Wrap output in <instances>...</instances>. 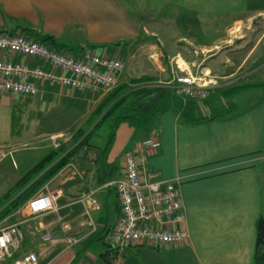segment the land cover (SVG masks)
<instances>
[{
  "label": "crops",
  "instance_id": "obj_1",
  "mask_svg": "<svg viewBox=\"0 0 264 264\" xmlns=\"http://www.w3.org/2000/svg\"><path fill=\"white\" fill-rule=\"evenodd\" d=\"M151 3L153 21L146 23L132 13L125 0H0V31H22L28 36L51 34L63 44L91 46L110 54L106 44L115 45L112 52L124 62L117 85L139 77L169 82L178 72L175 65L180 71L205 73L218 82L210 96L193 103L192 108L196 116L217 114V117L191 124L184 121L181 110L170 109L153 125L161 139L158 151L142 152L141 170L164 178L181 176L178 187L186 213L188 240L183 244L156 246H120L112 242L113 226L121 213L120 202L113 185L99 182L104 173L112 180L120 176L125 168V154L143 149L141 141L151 129L134 141L137 128L122 122L102 159L95 145L74 149L78 142L74 141L76 132L81 126L69 130L66 125L96 119L98 107L109 90L93 92L39 81L36 95L0 91V151L4 153L0 163L9 159L5 162L11 167L6 174L7 182L18 185L51 149L63 146L56 160L39 172H32V178L19 188L18 194L43 178L66 153L71 154L67 163L32 193L54 192L57 210L24 220L15 211L28 197L5 217L11 222L21 221L25 231L23 251H38L43 264H112L102 256L106 250L113 264H252L256 221L264 212V84L241 88L231 99L221 91L240 84L238 81L245 78L246 73L241 71L246 61L264 44V0H152ZM166 7L169 15L164 23ZM205 15L218 18L215 20L218 23L212 25V39L202 38L207 26ZM250 33L255 39L246 53L243 44L249 41ZM144 53L158 61L161 55L157 62L160 70L150 66ZM19 59L32 66L41 62L37 57ZM56 73L65 74L60 69ZM80 92L91 96L82 105L77 101ZM45 103L56 109L47 121L41 118L48 112L49 105ZM73 107L80 110L76 113ZM75 113L76 118H72ZM33 149L38 154L21 175L19 155L23 150ZM90 191H95L94 196L101 203V208L94 211L101 212L95 218L97 229L92 232L84 224L83 206L78 201ZM66 223L70 230H65ZM48 233L59 241L44 240L43 235ZM69 235L78 236L79 240L68 245Z\"/></svg>",
  "mask_w": 264,
  "mask_h": 264
},
{
  "label": "built area",
  "instance_id": "obj_2",
  "mask_svg": "<svg viewBox=\"0 0 264 264\" xmlns=\"http://www.w3.org/2000/svg\"><path fill=\"white\" fill-rule=\"evenodd\" d=\"M23 58H39L40 63L30 65ZM48 64L50 68H45ZM124 62L104 50L85 46L78 51L58 50L19 31H0V91H11L25 95L39 92L38 82H57L65 86L98 92L111 90L118 83ZM65 74H58L56 70ZM175 92L196 101L206 100L218 84L217 79L207 74L178 71L166 82ZM156 129L141 141L143 149L125 154L124 171L113 180L105 182L114 186L120 202L121 213L114 223L111 240L114 244H183L189 233L186 228V213L183 209L178 183L181 176L159 177L140 169L142 152L156 153L161 139ZM4 153L0 151V160ZM95 191L82 194L78 201L83 206L84 224L89 232L97 229L93 212L101 208L94 196ZM57 195L49 190H39L19 206L15 213L25 219L57 210ZM70 230L69 224L64 225ZM44 240L58 242L59 238L44 234ZM79 240L69 235L68 245ZM25 231L21 221L0 225V264H43L36 250L23 251Z\"/></svg>",
  "mask_w": 264,
  "mask_h": 264
},
{
  "label": "trees",
  "instance_id": "obj_3",
  "mask_svg": "<svg viewBox=\"0 0 264 264\" xmlns=\"http://www.w3.org/2000/svg\"><path fill=\"white\" fill-rule=\"evenodd\" d=\"M30 36H33L35 39L58 50H68L75 52L82 48L63 44L51 34H32ZM147 79L148 81L144 83L143 80ZM151 81L152 78L150 77H139L133 80L136 86L130 87L129 84H120L112 88L105 97L101 106L98 107L96 117L99 116V119H97L94 126L89 129L88 132L86 129L82 130V128L78 129L76 132L77 134L74 141L78 142L74 149H85V147L95 145L91 141V135L101 124H106V126L112 127L113 129L116 128L121 122L126 121L137 129L149 131L153 128L156 119L162 113L173 108L176 110H181L183 112L182 117L184 121L191 124L206 122L212 117L218 116L217 114L213 116H196L192 109L194 107L193 103H197L196 100L185 98L184 96L177 94L174 88L170 85H164L165 83L161 84ZM258 84H264V81L236 84L223 89L221 92L231 99L232 95L239 89ZM109 119H111V123L108 124L106 121ZM114 136L115 130L111 133L110 137L107 138L102 146L95 145L100 149V152L98 151L99 158H105V155L112 144ZM61 148H63V146H61ZM61 148L51 149L39 162H37L34 165V168H32V171L27 172L19 180V182H17V184L20 186V189L25 187V185L32 178V172L35 171V173H37L45 168L48 163L56 160ZM70 155L71 154L66 153L63 157L57 160L52 167L49 168V171L45 173L43 178L32 182L19 194L15 195V197H13V199L0 210V221L10 212L15 210V208L22 204L28 197H30L32 193L44 183V181L49 179L58 170H60L67 163ZM110 180H112V178L108 174L105 175L104 173L99 182H107ZM97 238L100 239L101 237ZM108 253L109 250H106L102 253V256L106 257V261L108 263L113 264L112 258L107 256ZM252 264H264V212L259 215L256 221V246Z\"/></svg>",
  "mask_w": 264,
  "mask_h": 264
},
{
  "label": "rangeland",
  "instance_id": "obj_4",
  "mask_svg": "<svg viewBox=\"0 0 264 264\" xmlns=\"http://www.w3.org/2000/svg\"><path fill=\"white\" fill-rule=\"evenodd\" d=\"M126 4L128 5L129 9L132 11V13L134 15H136L137 17H142L144 19V21L146 23H151L153 21L152 17H153V8H152V0H125ZM163 8V6L160 7V11ZM168 10L169 7H166L165 9V13H164V17L166 19H164V23L168 22L167 18L169 15L168 14ZM172 10V9H171ZM204 18V23L207 25L204 29H203V36L202 38L204 39H212L214 37L213 35V30L214 27L212 25H214V23H218L215 20H217L218 18H214L213 16L210 15H205L203 16ZM245 30H247V28H244ZM249 35V41L246 44H243V48H245L244 50L246 51V53L251 50L253 44H254V37L252 36V33L248 34ZM109 45L108 49L110 50L111 54H115L116 50V46L115 45H111V44H106ZM146 54V53H144ZM148 55V60H149V64L150 66H153L157 68V62L160 61V59L162 58L161 55L159 57V61L158 60H153L149 57V53L146 54ZM158 59V57H155ZM181 64H183L182 66H184V62L183 61H179ZM163 67H166V61L163 59ZM158 69V68H157ZM160 70V68L158 69ZM175 71H180L177 69L176 65H175ZM241 72H245L246 74L244 75V79L238 81V83L240 82V84L242 83H248V82H260L264 80V44H262V46H260L259 48H257L254 53H252V55L250 56V58L246 61L244 67L242 68ZM154 79V78H152ZM134 79H132L131 81H129V83H122V84H129L130 87L136 86L135 82H133ZM172 80V79H171ZM226 80V79H224ZM144 83L148 81L147 80H143ZM234 83H237L234 82ZM164 84V83H161ZM164 85H168L166 82ZM118 86V85H117ZM111 90H109L108 92H110ZM79 100L82 104H85L86 100L88 98H91V96L89 95V93H79ZM108 95V94H107ZM106 95V96H107ZM52 102H54V100H52ZM46 105H49L47 107L48 111L46 113V115H44L42 118V120L45 121L49 120L52 116V114L55 112V108L50 106L51 103H45ZM72 110L74 112L77 113V111H79V108H75L73 107ZM83 111V109H81ZM44 111V109H41V112ZM76 113L74 114V116H72V118H76ZM50 117V118H49ZM70 117H66V119H72ZM85 119H87V116H84ZM99 119V116H97L96 119H92V122H84V123H72V124H67V126H69V130L71 129V127L74 128H78L79 126H81L82 130H85L88 132L89 129L92 127V125L94 124L95 120ZM84 119L81 120V122H83ZM111 119L107 120L106 122L109 124ZM122 123V122H121ZM120 123V124H121ZM89 124V125H88ZM119 124V125H120ZM113 128L112 127H108L106 126V124H101L99 127L96 128V130L92 133L91 135V141L93 144L97 145V146H102L105 141L107 140V138L110 137L111 133L115 130V132L118 130V127ZM108 127V128H107ZM73 128V129H74ZM68 130V131H69ZM72 130V129H71ZM145 133V130L142 129H136V131L133 134V140L135 141L139 135H143ZM98 149V147H97ZM99 150V149H98ZM45 151V150H44ZM26 152V153H25ZM32 152V153H31ZM29 153V154H28ZM36 154H38L37 150L33 149V151H22V153H20V158L22 159L20 162V173L21 175H23L27 169H28V165L29 163L32 162V159H35ZM5 162H9V159H6ZM4 162V163H5ZM3 162L0 163V210L7 204L10 202V200L18 194V192L20 191V186L16 185L15 182H7V177L6 174H8L11 171V167H9V165L7 163L4 164ZM113 203H112V207H113V211H115V195H113ZM101 211L98 212H93L94 217L97 218V215L100 213ZM116 213V212H115ZM96 220V219H95ZM12 220L9 218H3L0 221V225H5V224H9L12 223ZM108 239H110V235L108 236ZM104 246V245H103Z\"/></svg>",
  "mask_w": 264,
  "mask_h": 264
}]
</instances>
